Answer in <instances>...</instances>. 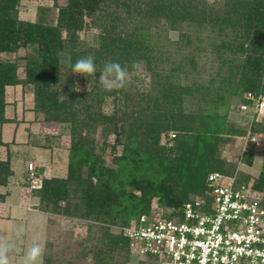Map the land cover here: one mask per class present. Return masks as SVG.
<instances>
[{
	"label": "trees",
	"instance_id": "1",
	"mask_svg": "<svg viewBox=\"0 0 264 264\" xmlns=\"http://www.w3.org/2000/svg\"><path fill=\"white\" fill-rule=\"evenodd\" d=\"M19 1L0 0V55L30 50L25 79L0 57V120L5 88L32 84L34 110L65 125L70 138L65 177L36 171L41 186L31 192L38 208L95 223V264H124L118 255L129 259V239L110 227H128L154 200L177 213L205 193L210 173L234 172L221 151L244 130L230 121L229 103L251 105L245 93L264 95V0H66L55 22L43 12L36 22L20 20ZM90 28L96 34L82 40L79 32ZM206 54L218 61L213 73L201 64ZM87 55L97 72L73 75L68 64ZM109 61L128 66L129 75L141 65L149 84L137 90L128 78L125 87L106 91L97 77ZM77 81L89 90L74 91ZM108 99L111 113L102 110ZM253 132L264 134V124ZM118 147L108 162L107 149ZM243 154L251 165L253 154ZM12 175L9 158L0 160V186ZM255 188L264 193V167Z\"/></svg>",
	"mask_w": 264,
	"mask_h": 264
},
{
	"label": "rangeland",
	"instance_id": "2",
	"mask_svg": "<svg viewBox=\"0 0 264 264\" xmlns=\"http://www.w3.org/2000/svg\"><path fill=\"white\" fill-rule=\"evenodd\" d=\"M65 1L20 0L18 18L23 21L36 22L39 14L43 12L47 21L55 22L58 7L63 6ZM212 1L209 0V2ZM85 21L89 23L88 18H85ZM96 32L97 30L93 28L84 29L79 32V37L82 40L91 41ZM170 37L176 39L175 32H170ZM211 43H213L211 39L204 40V47L208 51H212ZM29 52V49L22 48L16 53L1 54L0 57L2 61H9L18 65L17 74L21 79H25L24 58ZM215 58L214 55L209 54L203 56L201 64L206 66L207 74L213 73L218 65ZM128 78L130 81H134L138 87L137 90L147 86L150 80L141 65ZM261 84H264V77ZM87 87V83H80V90ZM4 92L5 106L7 105L4 109V116L12 122L3 127L2 124L5 123L6 119L3 116L4 120H0V147L3 148L1 158L4 161L9 158V153L16 155L17 164L22 171L18 174L15 187L18 188L22 202L26 203L23 208L19 209L20 212L8 214L1 218L3 221L0 222V235L6 236L8 241L15 245L10 253V264H22L24 250L33 242H39L44 247L43 264H95L91 250L100 235L96 224L84 219L42 212L38 208V199L31 193L30 180L28 181L29 163H32L36 170H43L42 174L46 178H63L66 176L70 146L66 126L45 122L43 113L34 110V87L32 84L8 86ZM258 98L259 94H255L253 100H249L252 104L247 105V108H242L239 104L234 106V100H230V121L242 128L244 134L232 137L221 151L222 159L236 166L232 174H236L243 182H251L254 189H256L255 185L264 167V134L253 132L258 125L264 124V112H258L255 108ZM113 104L112 100L108 99L102 110L111 113ZM168 135L170 136V134ZM99 138L98 132L97 139ZM113 140L114 136H109L107 143L111 144L110 147L114 143ZM164 142L165 137L162 136L161 143L164 144ZM30 146L37 147L38 150H35L37 155L34 156L27 151ZM11 148L14 150L11 151ZM114 153H120V147L116 148V152L112 148L107 149L105 158L108 162ZM243 153L253 154L251 165L243 163ZM246 178L247 180H244ZM26 183L28 185H24ZM256 190L263 197V191ZM156 209H158V205L154 200L151 203L149 213L152 215V211H156ZM163 210L164 213L170 214V210ZM20 226H23L24 232L21 236H17V229ZM122 229L120 226H112L110 232L119 235L122 234ZM128 256L129 259L127 260L125 259L127 258L126 255L123 257L122 254H119L118 260L124 264H146L145 259L131 247L130 241ZM46 258L48 261L45 263Z\"/></svg>",
	"mask_w": 264,
	"mask_h": 264
},
{
	"label": "built area",
	"instance_id": "3",
	"mask_svg": "<svg viewBox=\"0 0 264 264\" xmlns=\"http://www.w3.org/2000/svg\"><path fill=\"white\" fill-rule=\"evenodd\" d=\"M244 97L253 100L254 93ZM255 108L264 112V95ZM27 170L31 189L39 188L32 163ZM149 214L122 229L146 264H264L263 197L236 174L212 172L205 193L179 212L171 215L158 207Z\"/></svg>",
	"mask_w": 264,
	"mask_h": 264
},
{
	"label": "clouds",
	"instance_id": "4",
	"mask_svg": "<svg viewBox=\"0 0 264 264\" xmlns=\"http://www.w3.org/2000/svg\"><path fill=\"white\" fill-rule=\"evenodd\" d=\"M63 56V53H58ZM63 63V60H61ZM138 62H133L132 68L135 69ZM73 75L87 77L97 72L95 57L87 55L80 57L74 63H69ZM129 76L128 66H122L118 62H106L97 77L98 83L106 91L123 88L126 86ZM74 91H80L79 81L73 87ZM89 90V87H88ZM24 232L23 226L18 227L17 236H21ZM15 245L10 243L6 236L0 235V264H10V253ZM44 247L39 242H33L24 250L22 264H43Z\"/></svg>",
	"mask_w": 264,
	"mask_h": 264
},
{
	"label": "crops",
	"instance_id": "5",
	"mask_svg": "<svg viewBox=\"0 0 264 264\" xmlns=\"http://www.w3.org/2000/svg\"><path fill=\"white\" fill-rule=\"evenodd\" d=\"M6 88H8V86ZM4 118L6 120L4 121L5 123L2 124L3 127H5V125H9L8 124L9 122H12L6 116H4ZM36 148L37 147L30 146L27 151L29 153H32L35 156V154L37 155V153H36L37 151H35V150H38ZM41 149H44V148L41 147ZM10 150L12 151L14 149L11 148ZM2 151H3V148L1 146L0 147V160H3L1 158ZM8 155H9L10 167H11V170L13 172V175L10 177L6 186H0V222L3 221V219H1L2 216H7L8 214H12L15 212H20L19 209L23 208V206L26 204V203L22 202L21 197L19 196L18 188H17V186L15 187V184H16L17 178H18V174L22 170L20 169V166L17 164L18 162H17L16 155L11 154V153H9ZM36 171H38V173L40 175L45 177L42 174L43 170H36ZM4 221L7 222V220H4Z\"/></svg>",
	"mask_w": 264,
	"mask_h": 264
}]
</instances>
